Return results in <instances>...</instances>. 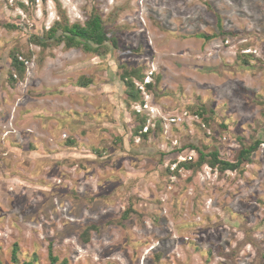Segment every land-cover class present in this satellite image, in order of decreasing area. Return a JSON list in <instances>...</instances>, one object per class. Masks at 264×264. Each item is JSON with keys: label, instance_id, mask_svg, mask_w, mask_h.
<instances>
[{"label": "rangeland", "instance_id": "obj_1", "mask_svg": "<svg viewBox=\"0 0 264 264\" xmlns=\"http://www.w3.org/2000/svg\"><path fill=\"white\" fill-rule=\"evenodd\" d=\"M93 14L96 52L48 33ZM27 263L264 264V0H0V264Z\"/></svg>", "mask_w": 264, "mask_h": 264}, {"label": "trees", "instance_id": "obj_2", "mask_svg": "<svg viewBox=\"0 0 264 264\" xmlns=\"http://www.w3.org/2000/svg\"><path fill=\"white\" fill-rule=\"evenodd\" d=\"M61 31V35L59 37V42H63L65 46L73 47V46H82V48L86 51H97L99 47H101L105 40L106 35L104 33L100 17L98 14L90 15L86 21V23L81 26L77 23L68 25L64 23L63 25H59L56 23V26H52L48 29V33L55 34L57 30ZM13 66L17 69V71H22V65L13 58ZM127 88L132 89L131 80H126ZM147 85V84H146ZM131 98H134L130 96ZM141 125L139 126V130L145 124L144 119L141 120ZM258 141H255L251 146L244 149L242 148L238 153V158L235 163H231L228 161L217 159V154L215 152L211 153V161L208 163L211 166H217L220 170H232L235 169L242 160H246L248 155L255 150ZM203 154L199 155L200 162L203 161ZM187 166L185 162H179L175 168L185 167ZM176 170V169H175ZM177 171V170H176ZM55 262V258H52V263ZM30 264V263H27Z\"/></svg>", "mask_w": 264, "mask_h": 264}, {"label": "bare ground", "instance_id": "obj_3", "mask_svg": "<svg viewBox=\"0 0 264 264\" xmlns=\"http://www.w3.org/2000/svg\"><path fill=\"white\" fill-rule=\"evenodd\" d=\"M127 6V5H126ZM238 11V10H237ZM241 11H239V13H240ZM242 13H244V12H242ZM241 14V13H240ZM245 15V14H244ZM246 17V16H245Z\"/></svg>", "mask_w": 264, "mask_h": 264}, {"label": "built area", "instance_id": "obj_4", "mask_svg": "<svg viewBox=\"0 0 264 264\" xmlns=\"http://www.w3.org/2000/svg\"><path fill=\"white\" fill-rule=\"evenodd\" d=\"M12 1V0H11ZM175 167V166H174Z\"/></svg>", "mask_w": 264, "mask_h": 264}]
</instances>
